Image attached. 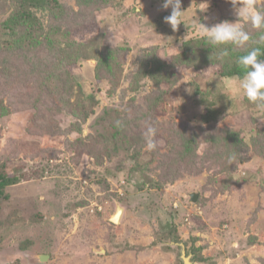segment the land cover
Wrapping results in <instances>:
<instances>
[{
  "label": "rangeland",
  "instance_id": "rangeland-1",
  "mask_svg": "<svg viewBox=\"0 0 264 264\" xmlns=\"http://www.w3.org/2000/svg\"><path fill=\"white\" fill-rule=\"evenodd\" d=\"M162 2L44 0L32 38L0 0V264H264V107L199 35L238 17L181 0L173 30Z\"/></svg>",
  "mask_w": 264,
  "mask_h": 264
},
{
  "label": "clouds",
  "instance_id": "clouds-1",
  "mask_svg": "<svg viewBox=\"0 0 264 264\" xmlns=\"http://www.w3.org/2000/svg\"><path fill=\"white\" fill-rule=\"evenodd\" d=\"M235 10L238 17L236 22L223 21L216 23L211 27L200 23V39L213 48H219L218 60H223L229 55L226 47L231 45L236 48H245L251 41V35L245 26L261 31L257 40L254 42L246 54L237 59L238 66L243 70V75L238 78V90L244 97L259 107H264V59H260L261 46H264V10L257 6V0H228ZM162 8H171L170 15L165 16L164 22L169 24L173 30H176L181 22L183 11L181 0H163ZM117 127L122 126V122L117 120ZM156 129L149 126L144 133L147 149L155 150L156 144L153 137Z\"/></svg>",
  "mask_w": 264,
  "mask_h": 264
},
{
  "label": "trees",
  "instance_id": "trees-1",
  "mask_svg": "<svg viewBox=\"0 0 264 264\" xmlns=\"http://www.w3.org/2000/svg\"><path fill=\"white\" fill-rule=\"evenodd\" d=\"M18 2V8L16 12L14 13V21L13 19H10V24L8 27H14V26H27L29 31L31 33V37L35 38L36 35L38 34L39 30H41V24H38V18L31 12V9L33 7H42L41 3L44 2V0H17ZM19 22V24H18ZM29 32V33H30ZM239 49V48H238ZM237 52V56H241L246 54L247 51L241 50ZM261 55L260 59H264V46H261ZM223 76H237L238 78L243 75V70L237 66L235 68H232L231 70H228ZM20 180L18 179L17 176H11L8 171L6 166L0 164V196H4V198H8V195H5L4 189L7 186L14 185L18 183Z\"/></svg>",
  "mask_w": 264,
  "mask_h": 264
},
{
  "label": "water",
  "instance_id": "water-1",
  "mask_svg": "<svg viewBox=\"0 0 264 264\" xmlns=\"http://www.w3.org/2000/svg\"><path fill=\"white\" fill-rule=\"evenodd\" d=\"M197 198V194H194L192 195V199L193 200H196ZM117 212L113 215H117L118 214V211H120L121 214H119V220H114L113 219V216H112V221L115 222V223H118L120 222V219L122 217V214H123V208L122 207H118ZM178 245L180 246V251H181V259L183 261V264H191V254H186V248H185V244L184 243H178ZM41 259L44 260V257H41Z\"/></svg>",
  "mask_w": 264,
  "mask_h": 264
},
{
  "label": "bare ground",
  "instance_id": "bare-ground-1",
  "mask_svg": "<svg viewBox=\"0 0 264 264\" xmlns=\"http://www.w3.org/2000/svg\"><path fill=\"white\" fill-rule=\"evenodd\" d=\"M116 212H117V211H116ZM119 214H121L120 211H118V214H117V215L113 216V219H114V220H119Z\"/></svg>",
  "mask_w": 264,
  "mask_h": 264
}]
</instances>
